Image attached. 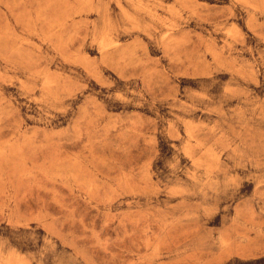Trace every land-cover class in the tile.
Returning a JSON list of instances; mask_svg holds the SVG:
<instances>
[{
    "label": "rangeland",
    "instance_id": "374dc122",
    "mask_svg": "<svg viewBox=\"0 0 264 264\" xmlns=\"http://www.w3.org/2000/svg\"><path fill=\"white\" fill-rule=\"evenodd\" d=\"M0 264H264V0H0Z\"/></svg>",
    "mask_w": 264,
    "mask_h": 264
}]
</instances>
